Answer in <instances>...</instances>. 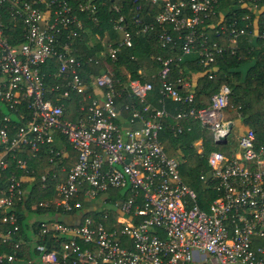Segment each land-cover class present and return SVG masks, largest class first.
Segmentation results:
<instances>
[{"label": "built area", "instance_id": "2783aa9c", "mask_svg": "<svg viewBox=\"0 0 264 264\" xmlns=\"http://www.w3.org/2000/svg\"><path fill=\"white\" fill-rule=\"evenodd\" d=\"M146 1L158 8L153 23L162 29L159 43L174 49L181 40L178 52L157 56L161 66L151 77L159 82L158 104L144 73L133 77L126 70L125 82L115 75L113 63L133 42L117 4L110 20L118 36L97 34L99 53L82 55L74 44L80 34L69 28L81 21L66 0H0V171L13 169L0 184V263L264 264V139L258 142L248 127L229 156L218 149L207 153L209 170L199 178L215 197L204 208L180 175L184 160L168 155L159 137L166 127L175 135L189 130L182 122L192 119L215 142H228L229 86L222 84L208 105L196 106L192 85L184 80L180 90L171 72L184 55L197 53L211 77L216 56L237 51L249 14L241 16L243 25L237 17L213 22L223 0ZM228 1L252 11L264 6V0ZM79 7L95 11L90 0ZM207 29L225 39L210 40ZM252 34L264 37V29L255 26ZM168 101L178 104L174 113ZM202 142L198 137L193 143L199 153ZM70 149L75 160L68 169L60 164L65 176L44 173L42 180L58 181L50 197L36 198L30 160L45 152L59 165L72 157ZM27 203L56 214L39 221L30 239L18 222ZM9 244L12 252L4 250ZM22 245L35 254L18 255Z\"/></svg>", "mask_w": 264, "mask_h": 264}, {"label": "trees", "instance_id": "16d2710c", "mask_svg": "<svg viewBox=\"0 0 264 264\" xmlns=\"http://www.w3.org/2000/svg\"><path fill=\"white\" fill-rule=\"evenodd\" d=\"M71 6L72 11L81 21V27H77L76 22L69 25V28L78 30L79 36L75 37V46L77 54H94V45L89 46L86 44V40L95 34L100 37L118 36V32L113 28V22L110 20V7L113 4H117L121 13L124 15V24L132 34V45L123 47L119 53L118 59L115 61L116 69L115 75L121 79L126 80L125 71L129 70L133 77L140 76L144 73L142 79L151 80L154 84L151 100L154 104H157L159 98V82L157 77H151L152 74H156L160 69L161 62L157 59V56L162 57L171 52L176 53L180 50L181 40H177V44L174 49L171 45L163 46L159 43L157 34L162 30L157 24L153 23L154 16L158 11V8L153 4H149L146 0H90L95 5V11L91 14L90 11L80 10L79 4L84 3L86 0H66ZM218 12L213 17V22H217L220 17H223L221 21H229L237 17V21L240 25L250 21L251 24L247 28V33L239 37L237 51L232 54L226 52L216 56L214 61V69L211 73V77L208 76V72L204 70V67L200 64L197 53H189L183 56L178 67H173L171 72L174 83L182 90L180 82L186 80L187 76H190L191 72H199L202 75L197 80L193 87L194 90V104L196 106H206L210 103L211 96L214 94L222 84L229 86L231 92L228 96V106L225 112V116L230 120H242V122L248 127H252L258 139L261 142L264 139V37H254L252 30L255 26L259 30L264 29V6L260 5L258 9L252 11L249 7H238L231 4L228 0H223L217 7ZM249 14L247 21L241 19L242 15ZM95 16L96 19L91 16ZM153 24V28H148L145 32H141L140 28L145 24ZM64 32H68V27L62 28ZM171 34L176 36V32L171 30ZM210 40L217 39L223 41L225 35H217L214 29L206 30ZM95 46L100 47L99 43ZM87 70L95 72L96 66L93 64L87 65ZM180 77V81L177 78ZM70 103V109L75 108V98ZM178 104L168 101L167 107L171 113H174L175 107ZM240 115V117H239ZM185 123L191 128L189 130L184 129L179 134H174L170 127H166L159 134L162 140L166 152L168 155L181 154L184 157V161L180 163V171L182 178L189 186L193 187L198 194V203L201 207H206L209 201L215 197V193L209 188V186L202 182L199 178L201 171L208 172L209 168L206 162V155L212 149H218L224 152L226 155L232 153L229 143H216L213 141L212 133L209 129L201 128L197 120H184ZM168 122L174 123L170 118ZM247 127V128H248ZM245 132V131H244ZM202 135L203 137V152L199 153L191 145V142ZM69 148V147H68ZM71 158L59 159V165H53L49 162V157L44 153L40 156L32 158L30 160V168L33 169L32 175L34 176L35 184L31 188V194L36 198H46L51 196L52 186L58 180H42L41 176L44 173L51 176L55 173L58 177H64L65 171L60 170V164H63L66 169L75 160L73 151ZM13 169L0 171V184L11 174ZM15 171V170H14ZM20 170H16L15 173H19ZM44 184V187H42ZM29 203L26 204V208L30 211ZM48 208L35 209L33 213L47 212ZM32 213V212H31ZM97 216L96 213L93 214ZM30 213L24 215L18 214V222L20 224V233L28 232V229L37 226L34 223L30 226L28 219ZM25 237L30 239L27 234ZM18 251V255L23 258H31L35 252L29 247L24 246ZM6 252H12L11 244L5 246ZM3 264V263H0Z\"/></svg>", "mask_w": 264, "mask_h": 264}, {"label": "crops", "instance_id": "0c3cea01", "mask_svg": "<svg viewBox=\"0 0 264 264\" xmlns=\"http://www.w3.org/2000/svg\"><path fill=\"white\" fill-rule=\"evenodd\" d=\"M116 32H118L117 30H116ZM96 35L97 34H95V36H90L89 37V39H87L86 40V44L87 45H89V46H93L94 45V50H95V53H99V51L101 50V41H99L98 40V38H96ZM117 36V35H116ZM115 36V37H116ZM93 37H95V39H96V42L94 43V44H88V42H89V40H90V38H93ZM100 37V36H99ZM102 37H100V39H101ZM106 38H110V36H103V39H106ZM96 43H99V45H100V47L98 48V46L96 47L95 46V44ZM113 65L115 66V69H116V65H115V62L113 63ZM113 65L111 66V67H113ZM202 75V73H199V72H191V74H190V76H187L186 77V80H187V82H189L191 85H192V87H194V85L196 84V82H197V80L199 79V77ZM96 91L98 92L99 90L98 89H96ZM157 104H158V101H157ZM183 123V126L185 125H187L186 123H185V121H183L182 122ZM247 127H248V125H246V124H244L243 122H242V120H239V119H236V120H232V125H231V127H230V134H229V136H228V142L227 143H229V145L232 147V148H234V149H237V139H238V137H239V135L240 134H242L246 129H247ZM199 137H202V135H200ZM198 138V137H197ZM197 138H195L192 142H191V145L194 147V145H193V143H194V141L197 139ZM212 138H213V134H212ZM202 140H203V137H202ZM213 141L215 142V140L213 139ZM203 143V142H202ZM217 143V142H216ZM220 144V143H219ZM195 148V147H194ZM170 156H177V157H181V159L182 160H184L185 158L184 157H182V155L181 154H175V155H170ZM30 208V211L26 208V209H24L23 210V214L24 215H27V214H29L30 213V215H32L33 214V212L35 211V209L34 208H31V207H29ZM37 209H39V208H37ZM32 212V213H31ZM47 212H51L52 213V211L50 210V209H48V211ZM53 215L51 216V217H48V218H46V219H51L53 216H55L56 214H54V213H52ZM63 219H65V220H68V217H63V216H61ZM70 218V217H69ZM41 220H45V219H38V218H35V219H32V220H29V223H30V226L31 225H33L34 223H36V222H38L39 223V221H41ZM32 228L33 227H31V229L29 228L28 229V232L26 231V232H24V233H22V235H29L30 237L32 236V234H33V230H32ZM35 229V228H34ZM31 230H32V232H31Z\"/></svg>", "mask_w": 264, "mask_h": 264}, {"label": "rangeland", "instance_id": "374dc122", "mask_svg": "<svg viewBox=\"0 0 264 264\" xmlns=\"http://www.w3.org/2000/svg\"><path fill=\"white\" fill-rule=\"evenodd\" d=\"M95 42H96V39H95V37H93V38H90L88 44H94ZM179 170H180V168H179ZM180 175L182 176L181 171H180ZM93 205H94V207H100L103 204L94 203ZM204 208H206V207H204ZM52 215L53 214L51 212L33 213L32 215L28 216L27 220L29 221V220H32V219H35V218L46 219L48 217H51ZM71 220H74V218H71ZM31 232H32V230H31ZM36 261L39 263V258L38 257L36 258Z\"/></svg>", "mask_w": 264, "mask_h": 264}, {"label": "water", "instance_id": "95a60500", "mask_svg": "<svg viewBox=\"0 0 264 264\" xmlns=\"http://www.w3.org/2000/svg\"><path fill=\"white\" fill-rule=\"evenodd\" d=\"M231 125H232V122H229V127H231ZM225 140L223 139V140H221V141H219V142H224Z\"/></svg>", "mask_w": 264, "mask_h": 264}]
</instances>
